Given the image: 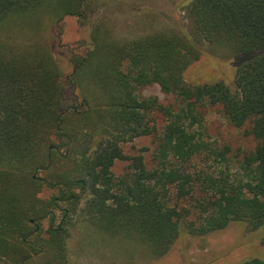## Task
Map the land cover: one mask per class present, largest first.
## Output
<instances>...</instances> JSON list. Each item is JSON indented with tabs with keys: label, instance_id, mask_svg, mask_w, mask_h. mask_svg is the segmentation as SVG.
<instances>
[{
	"label": "trees",
	"instance_id": "trees-1",
	"mask_svg": "<svg viewBox=\"0 0 264 264\" xmlns=\"http://www.w3.org/2000/svg\"><path fill=\"white\" fill-rule=\"evenodd\" d=\"M50 5L0 0V27ZM74 7L64 13L79 14ZM184 10L186 32L123 41L92 34L84 53L70 52L66 75L48 48L19 50L0 38V264H67V241L83 224L152 258L181 235L232 221L264 228V0H191ZM202 41L228 51L230 83L185 80ZM152 83L175 103L141 95ZM207 107L234 127L248 123L257 141L238 177L225 148L203 136ZM149 135L150 168L144 148L128 155L122 147ZM200 155L225 170L198 168L191 162ZM115 161H126L119 175ZM238 264H264V256Z\"/></svg>",
	"mask_w": 264,
	"mask_h": 264
},
{
	"label": "rangeland",
	"instance_id": "rangeland-1",
	"mask_svg": "<svg viewBox=\"0 0 264 264\" xmlns=\"http://www.w3.org/2000/svg\"><path fill=\"white\" fill-rule=\"evenodd\" d=\"M191 0H50V6L8 22L0 27V38L19 50L31 46L48 48L61 67L70 73V52L82 54L91 43L92 34L107 35L123 41L159 32L189 30L184 8ZM79 5V14H65ZM202 52L184 71L187 82L222 80L230 83L234 65L228 51L201 42ZM143 96L154 95L163 104L175 103L174 97L163 93L155 83L139 90ZM158 128L162 122L159 123ZM249 124L230 125L217 107L204 109L203 136L219 149L225 148L231 177L240 176V163L256 145L249 133ZM156 138L139 136L122 145L128 155L141 153L147 167L153 165ZM198 168L218 172L225 170L224 162L214 157L197 156L191 162ZM126 161H115L112 172H124ZM264 228L250 230L232 221L221 230L201 236L181 235L169 251L152 258L145 248L120 238H111L89 226L78 225L67 241V264H238L252 257L264 256Z\"/></svg>",
	"mask_w": 264,
	"mask_h": 264
}]
</instances>
